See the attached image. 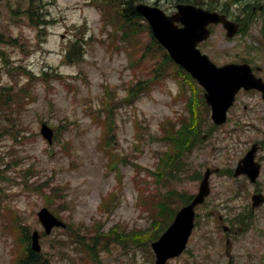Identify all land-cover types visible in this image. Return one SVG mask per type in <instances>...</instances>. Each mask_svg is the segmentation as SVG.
<instances>
[{
    "label": "rangeland",
    "instance_id": "1",
    "mask_svg": "<svg viewBox=\"0 0 264 264\" xmlns=\"http://www.w3.org/2000/svg\"><path fill=\"white\" fill-rule=\"evenodd\" d=\"M135 1L158 5L168 12L178 2ZM202 1L208 3L209 0ZM247 1L241 0V3ZM90 3V0H40L37 22L32 23L26 12L28 2L0 0V51L6 57L0 56V85L15 98V102L9 98L8 106L0 105V129L6 131L0 136L3 158L0 164V264L11 263L10 248L13 245L12 237L4 227L3 202L18 210L29 230L42 229L36 211L46 204L77 228L78 233L71 237L67 232L53 229L48 237L41 239L42 251L47 253L52 264H152L148 252L150 241L148 236L141 235L154 230V220L151 221L144 205L137 203L138 194L157 192L154 201L159 202L158 223L165 224L172 217L162 209L161 199L169 195L170 209L177 208L182 203L177 193H195L199 184L196 176L206 166H218L223 171L210 177L211 193L196 209L199 220L187 248L170 259L169 264H264V204L251 209L253 184L242 176L227 173L234 169L251 143L263 140L259 129H264V118L245 119L243 116L247 111L254 114L264 111L261 98L254 91L240 93L226 122L217 127L211 125L206 105L198 104L196 115L202 119V131L198 136L207 135L187 152H182L177 173L166 174L162 184L165 186L159 190L154 168L160 161L158 151L166 147L162 139V121L174 118L177 127L186 123L185 99L192 92L187 90L183 95L178 91L176 81L168 75L143 83L146 89L132 104L123 102L122 96L126 92L123 82L128 85L130 80L140 77L145 64H150L151 56L141 57L143 62L134 66L125 49H109L102 43L106 32L100 28L99 10ZM237 8L231 5L230 10L237 13ZM257 16L247 23L246 36L239 34L227 39L220 26L200 44V49L217 64L246 58L248 51L244 52L249 47L240 46L241 40L245 44L264 45L259 40L260 19L264 15L259 13ZM129 29L137 43L160 51L152 42L143 20H138ZM74 39L81 41L83 53L80 59L68 62L63 54ZM141 52L142 49L138 54ZM259 54L253 62L263 67L264 75V51ZM41 71L46 72L47 79L37 78ZM151 71L154 72L155 67ZM147 73L150 74V70ZM31 76L34 77L31 85L21 88ZM181 78L184 80L183 76ZM104 83L114 93L110 101L114 121L107 120L106 125L114 126L115 134L108 135L106 140L101 134L102 124H97L95 117L102 106L100 98H106ZM193 89L199 96V88L193 86ZM16 90L22 100L20 103ZM245 105H248L247 110ZM180 114L186 119L181 120ZM99 119L106 120V117L102 114ZM41 120L55 128L59 141L47 145L38 132ZM113 154H118L121 162H117L115 168L112 162L107 163ZM256 157L264 158L263 146ZM8 162L19 164L7 167ZM174 164L170 163L169 167ZM27 166L35 168L30 175L31 181L42 182L53 176L49 188L44 189L49 192L48 197L12 180L13 176L20 179V168ZM261 166L258 185L264 192V161ZM114 188L116 192L120 189L118 200L107 214L106 210H100L99 202ZM248 209H251L248 215L237 220L241 218L238 214L246 213ZM219 215L222 216L221 223L231 226L229 232L217 227L222 225ZM97 224L103 232L116 228L120 237L105 241L99 238L92 245L82 234L89 233L87 228L97 229ZM131 229L138 231L130 239L127 237L131 234H124ZM133 238L139 239L140 243H130ZM227 238L229 243L225 248ZM124 239L129 244L120 241ZM85 240L91 244L90 250L84 246Z\"/></svg>",
    "mask_w": 264,
    "mask_h": 264
},
{
    "label": "water",
    "instance_id": "2",
    "mask_svg": "<svg viewBox=\"0 0 264 264\" xmlns=\"http://www.w3.org/2000/svg\"><path fill=\"white\" fill-rule=\"evenodd\" d=\"M177 11L172 15L164 14L157 7L138 4L136 8L145 15L151 24L152 31L158 40L168 49L172 58L189 70L206 88L205 97L212 107V116L216 122H221L225 118V111L230 105L234 93L240 86L259 87L264 92V84H261L260 78H255L246 64L230 63L217 67L208 59L206 54L200 52L196 47L198 41L205 39L209 30L206 25L208 22L222 21L227 28L228 35H232L237 24L229 22L224 15L216 12L203 10L191 4H177ZM180 21L182 27L175 24ZM43 134L51 138V130L43 126ZM254 150V149H253ZM251 150L243 159V165L254 168L252 163ZM205 173L201 182L199 192L193 200L186 206L179 209L174 220L160 236L152 243L156 254L155 264H165L168 257L179 254L184 248L187 237L193 225V207L201 202L207 193ZM257 171L250 172L252 178ZM254 203L258 204L264 197L257 195L254 197ZM39 215L46 225L47 229L52 224L59 223L46 209H42ZM33 247L39 249L37 244V235H33Z\"/></svg>",
    "mask_w": 264,
    "mask_h": 264
},
{
    "label": "trees",
    "instance_id": "3",
    "mask_svg": "<svg viewBox=\"0 0 264 264\" xmlns=\"http://www.w3.org/2000/svg\"><path fill=\"white\" fill-rule=\"evenodd\" d=\"M191 1H196L197 0H191ZM105 4L111 5L112 7H109L111 10L115 11V16L119 18L117 20V24L121 28L124 29V36L128 35L131 30L128 28H131L133 24H135V20L139 17L138 13L134 9V0H105ZM127 38V37H126ZM135 42V40H133ZM159 49H162L158 45ZM163 51V64L166 66L168 62L171 61L167 53ZM158 71L162 70V66H158ZM199 129V123L195 119L191 124H189L183 131H176L173 130L171 132V138L176 140V147L180 149L181 147H184L185 145L188 144V142L197 135ZM169 199L165 197L160 203L162 204V209L166 210L168 213H172V210L170 211V206H169ZM174 212V209H173ZM163 213V212H162ZM155 226H159L158 224H155ZM158 231L152 230V232L146 233L144 235H141L142 237L146 236H154ZM137 234V232H135ZM132 234V233H130ZM132 235H135L134 233ZM131 235V236H132ZM45 259L42 257L40 254L35 253L34 251L30 250L29 248L26 249V253L23 254V257L20 259V262L22 261L21 264H40L44 263L45 264Z\"/></svg>",
    "mask_w": 264,
    "mask_h": 264
},
{
    "label": "flooded vegetation",
    "instance_id": "4",
    "mask_svg": "<svg viewBox=\"0 0 264 264\" xmlns=\"http://www.w3.org/2000/svg\"><path fill=\"white\" fill-rule=\"evenodd\" d=\"M261 8V7H260Z\"/></svg>",
    "mask_w": 264,
    "mask_h": 264
}]
</instances>
